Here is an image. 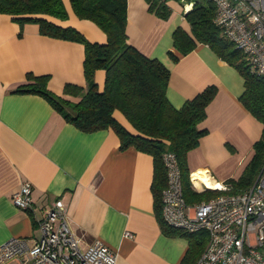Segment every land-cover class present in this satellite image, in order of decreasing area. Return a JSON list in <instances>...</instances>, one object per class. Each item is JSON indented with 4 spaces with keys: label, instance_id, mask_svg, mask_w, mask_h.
Wrapping results in <instances>:
<instances>
[{
    "label": "crops",
    "instance_id": "0c3cea01",
    "mask_svg": "<svg viewBox=\"0 0 264 264\" xmlns=\"http://www.w3.org/2000/svg\"><path fill=\"white\" fill-rule=\"evenodd\" d=\"M62 2L67 18L48 19L74 27L91 42L106 41L94 22L77 17L69 0ZM167 5L171 12L163 19L146 0H127L128 42L169 70L166 97L175 108L206 86H215L206 116L198 123L206 133L188 151L187 166L197 191L204 190L199 175L212 184H230L252 160L264 124L242 103L244 79L235 67L203 43L186 54L173 46L175 29L189 31L190 26L182 2L168 0ZM83 57L81 43L42 35L36 23L20 24L0 12V244L17 236L33 243L40 236L37 220L61 198L82 249L101 240L116 253L115 264H180L188 240L161 227L152 188L153 156L133 146L120 149L111 128L78 129L40 94L14 91L26 82L27 73L49 75L47 88L58 95L66 83L85 86ZM104 76L103 69L95 71L99 89ZM113 115L134 133L121 112ZM24 181L31 184L28 210L11 201ZM127 231L132 235L126 236Z\"/></svg>",
    "mask_w": 264,
    "mask_h": 264
},
{
    "label": "trees",
    "instance_id": "16d2710c",
    "mask_svg": "<svg viewBox=\"0 0 264 264\" xmlns=\"http://www.w3.org/2000/svg\"><path fill=\"white\" fill-rule=\"evenodd\" d=\"M75 15L94 22L106 34L103 43L91 42L71 26H61L46 16L66 19L62 0H0V12L23 24L38 25L39 33L49 37L79 42L84 47L82 62L85 86L66 83L63 95L47 88L49 75L26 74V82L15 92L37 93L45 97L53 108L78 129L91 132L111 128L119 138V147L129 146L153 156L155 182L153 193L155 210L161 227L169 235L188 240V248L180 264H193L203 252L208 236L205 230L184 231L164 223L161 216V194L166 184L162 153L172 151L179 162L182 190L188 203L214 197L223 190L192 187L187 166L188 151L196 148L206 133L198 123L206 116V106L213 99L216 88L206 86L180 108L171 105L166 97L169 70L157 59L149 58L127 39V0H69ZM149 9L166 19L170 14L168 0H146ZM181 2V0H175ZM185 12L190 29L177 27L173 32V46L182 54L190 52L198 43L209 46L220 59L235 67L244 79L241 101L264 124V77L250 70L242 52L224 37L214 22L215 6L210 0H193ZM172 55V53H170ZM97 69L105 72L101 89L94 79ZM121 112L133 132L113 115ZM264 165V129L254 144V155L237 179H229L230 192L252 185Z\"/></svg>",
    "mask_w": 264,
    "mask_h": 264
},
{
    "label": "built area",
    "instance_id": "2783aa9c",
    "mask_svg": "<svg viewBox=\"0 0 264 264\" xmlns=\"http://www.w3.org/2000/svg\"><path fill=\"white\" fill-rule=\"evenodd\" d=\"M210 1L215 6L214 22L224 37L242 52L250 70L264 77V0ZM181 2L185 13L194 1ZM162 162L166 176L161 194L162 220L172 228L207 232L206 246L193 264H264V165L249 187L230 192L232 186L221 182L218 188L209 189L223 193L190 204L183 195L176 155L164 151ZM190 181L196 186L191 176ZM11 201L20 209H30L31 184L22 182ZM37 226L40 236L31 244L18 236L0 244V264L116 263V253L101 240L85 249L79 246L61 198L50 203ZM125 235L132 234L127 231Z\"/></svg>",
    "mask_w": 264,
    "mask_h": 264
},
{
    "label": "bare ground",
    "instance_id": "6f19581e",
    "mask_svg": "<svg viewBox=\"0 0 264 264\" xmlns=\"http://www.w3.org/2000/svg\"><path fill=\"white\" fill-rule=\"evenodd\" d=\"M207 176V175H206ZM199 178L201 179V181L202 182H200V185L201 186H212V187H214V188H218V186H220V184L218 183V184H212V183H209L208 182V180H207V178L205 177V176H203V175H199ZM195 182V181H194ZM195 184H197V183H195Z\"/></svg>",
    "mask_w": 264,
    "mask_h": 264
},
{
    "label": "rangeland",
    "instance_id": "374dc122",
    "mask_svg": "<svg viewBox=\"0 0 264 264\" xmlns=\"http://www.w3.org/2000/svg\"><path fill=\"white\" fill-rule=\"evenodd\" d=\"M187 1V0H186Z\"/></svg>",
    "mask_w": 264,
    "mask_h": 264
}]
</instances>
